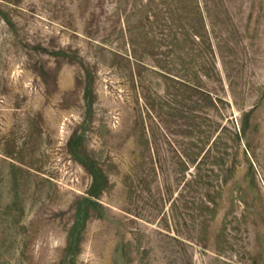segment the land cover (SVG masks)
I'll list each match as a JSON object with an SVG mask.
<instances>
[{"label":"rangeland","instance_id":"1","mask_svg":"<svg viewBox=\"0 0 264 264\" xmlns=\"http://www.w3.org/2000/svg\"><path fill=\"white\" fill-rule=\"evenodd\" d=\"M0 264H264V0H0Z\"/></svg>","mask_w":264,"mask_h":264},{"label":"trees","instance_id":"2","mask_svg":"<svg viewBox=\"0 0 264 264\" xmlns=\"http://www.w3.org/2000/svg\"><path fill=\"white\" fill-rule=\"evenodd\" d=\"M172 63V62H171ZM176 82H178V83H181V84H183L184 82L183 81H179V80H175ZM187 83V85H189L194 91H196V92H200L201 91V88L198 86V84H191L190 82H186ZM185 83V84H186ZM204 91V90H203ZM204 101H203V105H208V101H207V99L206 98H204L203 99ZM168 104H170V100H168V99H165V100H163L162 102H160V107H162V105H168ZM152 105H153V103H145V106H146V108L149 110V112L152 110ZM184 108H186L187 110H185V111H183V112H185V113H189V111H191V109H190V107H187L185 104H183L182 105ZM172 109H174V108H172ZM184 113V114H185ZM170 116H173V117H179L180 116V118H184V121L183 122H185V123H183V124H185V126L187 125V117L188 116H186V114L185 115H179V116H175V115H170ZM164 121H166V120H164ZM190 125V127H192L191 126V124H189ZM186 128H188L187 126H186ZM191 129H182V130H178V132H181L182 134H185V135H192V131H190ZM245 131H246V127L243 125V128H242V130H240V135L241 134H244L245 133ZM167 142H168V140H167ZM150 142L149 141H145V146L146 147H148L147 149H150V146H151V144H149ZM187 157V156H186ZM183 166H188L186 163L183 165ZM90 170H92V172H91V174H92V180H93V182H92V185H91V190H90V194L89 195H95V194H97L100 190H101V188H102V185H103V182H104V179L106 178L105 176H104V174H102L101 173V175H99L96 171H95V169H94V167H92V169H90ZM190 174H192V173H190ZM100 179V180H99ZM103 179V180H102ZM106 180V179H105Z\"/></svg>","mask_w":264,"mask_h":264}]
</instances>
